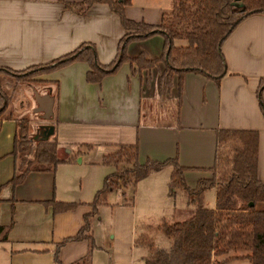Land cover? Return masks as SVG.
Segmentation results:
<instances>
[{
	"label": "crops",
	"instance_id": "crops-1",
	"mask_svg": "<svg viewBox=\"0 0 264 264\" xmlns=\"http://www.w3.org/2000/svg\"><path fill=\"white\" fill-rule=\"evenodd\" d=\"M176 1L130 0L125 15L134 21L157 25L164 13L173 10ZM124 33L119 17L105 3H94L82 16L64 9L62 0H0V68L20 71L46 63L83 42L93 43L99 62L109 64ZM164 42L161 34H154L129 42L125 53L129 58L141 52L151 59L159 58L165 50ZM221 50L227 73L217 82L186 72L181 78L180 95L175 74L170 89L164 94L160 92V76L165 68L162 61L143 69L125 61L114 73L95 83L86 79L90 66L85 61H74L44 73L36 79L46 89L40 96L44 100L42 104L35 100L37 106L33 109L51 119L42 137L57 139L56 155L64 160L79 154L82 146L94 143L102 148L101 164L103 156L117 151L119 145L137 142L139 163L176 158L186 167V185L194 188L200 179L211 176L206 169L215 163L218 129L256 130L257 176L264 182V116L257 97L260 79L264 77V15L243 19L222 42ZM261 96L264 102V89ZM177 106L179 126L171 123ZM145 117L169 124H146ZM162 117L168 121L163 122ZM50 128L52 132L47 134ZM16 129L14 119L2 121L0 225L9 227V231L6 239L0 241V264H53L56 245L78 232L84 214L91 210L90 200L77 191L65 189L62 180L56 177L57 166L54 170L29 172L20 183H10L16 167L11 154ZM94 136L96 141L91 140ZM65 143L74 146L64 149ZM171 171V166H165L140 182L160 180L162 176L169 185ZM92 187L94 195L101 188L97 183ZM156 189L154 185L153 190ZM51 200L76 202L77 206L54 213L52 206L45 203ZM186 203L191 206L187 197ZM188 210L182 215L177 210L173 219L186 218ZM148 233L142 229L140 235L149 236ZM150 237L156 247L168 249V240L163 246L156 243L153 235ZM87 252V241L80 240L65 243L58 255L62 264H71Z\"/></svg>",
	"mask_w": 264,
	"mask_h": 264
},
{
	"label": "trees",
	"instance_id": "trees-1",
	"mask_svg": "<svg viewBox=\"0 0 264 264\" xmlns=\"http://www.w3.org/2000/svg\"><path fill=\"white\" fill-rule=\"evenodd\" d=\"M62 2L64 9L82 16L94 3L108 4L119 17L125 33L118 42L115 58L109 64L99 62L93 43L83 42L74 50L46 63L31 65L20 71L0 68V128L4 119H14L17 128L11 152L16 160L15 172L10 180L13 185L20 183L29 172L54 170L59 163L70 162L78 155L76 153L67 160L59 159L56 155L58 141L54 136L35 143L27 137L29 122L16 117L11 104L13 92L18 85L28 81L29 76L49 73L74 61H85L90 66L86 79L95 83L114 73L125 61L136 63L139 69L151 68L162 61L165 68L160 76V92L164 94L170 89L175 74L178 76L180 95L181 78L186 72L198 73L218 82L227 73L222 42L243 19L264 15V0H177L172 11L164 13L159 24L152 25L126 17L125 8L130 5V0ZM154 34H161L165 41L164 53L159 58L151 59L145 52L135 58L126 55L129 42ZM10 82L15 83L14 86ZM263 89L264 77L257 89L264 116ZM171 121L179 126L178 106ZM145 123L169 124L149 117ZM216 135L215 163L206 169L211 176L200 179L194 188L186 185V167L181 166L176 158L163 161L148 159L139 163L137 142L121 144L117 151L103 156L102 164L115 166L116 170L105 176L103 186L88 203L91 210L84 214L78 232L56 245L53 264H62L58 255L61 246L80 240L87 241L88 252L71 264H92V251L96 248L93 223L98 207L105 203L107 195L118 186L134 189L151 172L168 165L172 167L169 186L173 190H182L192 208L187 211L186 218L172 222L163 220L156 226V230L168 239V249L156 247L152 237L145 234L135 240L137 246L147 249L144 264H222L233 259L264 264V207L257 208L258 204L264 205V182L257 176L258 132L218 129ZM225 135L233 136L232 146L227 150H224ZM116 180L122 181V184ZM211 188L215 189L214 208L204 205V194ZM45 203L52 206L54 213L77 206L76 202L55 200ZM8 231L9 227L0 225V241L6 239ZM223 256L224 259H218Z\"/></svg>",
	"mask_w": 264,
	"mask_h": 264
},
{
	"label": "rangeland",
	"instance_id": "rangeland-1",
	"mask_svg": "<svg viewBox=\"0 0 264 264\" xmlns=\"http://www.w3.org/2000/svg\"><path fill=\"white\" fill-rule=\"evenodd\" d=\"M135 65L137 66L136 63ZM39 76H29L28 81L18 85V89L13 92L11 104L15 116L25 118L29 122L27 137L34 143L43 139L44 128L51 123V119H45L41 111L33 112L37 106L35 100L42 104L44 99L40 96L46 92L42 85L36 83ZM9 84L14 86L15 83L10 82ZM167 119L162 117L163 122L168 121ZM146 120L145 117L144 121ZM74 134L76 136V133ZM91 138L96 141L95 136ZM232 141L233 136L225 135L224 150L232 146ZM93 144L90 143V147L82 146L81 152L71 163H59L56 170V177L58 180H62L65 189L77 191L78 194L89 198L88 201H92L94 196L93 184L97 183L102 187L105 176L116 170L115 166L108 167L99 163L103 154L102 148ZM73 146L67 143L62 145L64 149H72ZM64 151H61L62 155ZM117 181L122 184V181ZM167 182V178L161 176L160 180L151 178L140 182L134 189L132 187H114L107 195L105 203L98 207L97 217L93 223V237L96 244L93 252V264H144L142 257L147 254V249L134 244L142 229L150 232L148 235H153L157 244L167 245L168 239L155 232V227L163 220L167 222L176 220L173 217H176L177 210L182 215L185 210L192 208V205L187 207L185 195H181L180 190H173L169 185H166ZM160 184L161 188L159 189ZM154 185L157 186L155 191L153 190ZM162 188L163 190L166 188V192L161 191ZM123 190L125 191L124 195L122 194ZM204 196L205 206L214 208L215 191L209 189ZM262 207L264 205H257V208ZM221 258L224 259V256L218 259ZM222 264H249V262L245 259H233Z\"/></svg>",
	"mask_w": 264,
	"mask_h": 264
},
{
	"label": "water",
	"instance_id": "water-1",
	"mask_svg": "<svg viewBox=\"0 0 264 264\" xmlns=\"http://www.w3.org/2000/svg\"><path fill=\"white\" fill-rule=\"evenodd\" d=\"M52 132V128H50L47 132V134H50ZM250 205H252V203H250Z\"/></svg>",
	"mask_w": 264,
	"mask_h": 264
}]
</instances>
